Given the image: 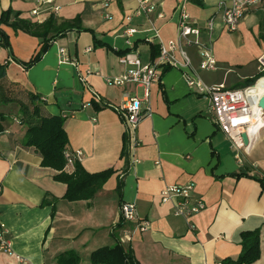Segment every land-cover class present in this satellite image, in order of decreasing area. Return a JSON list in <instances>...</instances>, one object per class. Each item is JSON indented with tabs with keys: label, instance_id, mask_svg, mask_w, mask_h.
Returning a JSON list of instances; mask_svg holds the SVG:
<instances>
[{
	"label": "crops",
	"instance_id": "1",
	"mask_svg": "<svg viewBox=\"0 0 264 264\" xmlns=\"http://www.w3.org/2000/svg\"><path fill=\"white\" fill-rule=\"evenodd\" d=\"M147 1L154 5L151 13H138V0H53L58 12H45L38 22L30 14L38 0H0V17L11 9L12 21L18 14L42 24L54 15L59 25L82 27L57 37L27 67L23 63L39 51L41 39L0 26L11 44L8 49L0 39V64L7 63L0 83V222L10 244L8 251L0 250V264H58L65 252L75 253L78 264H93V252L119 241L133 249L140 264H221L240 255V233L257 228L261 256L252 264H264V188L257 180L264 178V126L249 135L248 145L235 148L215 125L210 97L188 83L194 77L209 87L238 88L260 74L264 2L249 7L230 31L222 12L230 0ZM182 11L211 45L215 70L201 68L198 45L183 44L190 64L174 50L179 64L165 67L148 95L143 86L107 82L128 70L121 56L138 52L149 63L159 57L154 46L179 40ZM128 28L135 32L128 34ZM127 94L142 99L147 113L135 130L121 109ZM37 105L42 115L65 119L67 145L82 153L86 171L114 169L93 199L66 200L67 185L55 178L59 172L43 166L35 148L24 146L27 115ZM244 173L251 176L238 177ZM181 184L193 185V199L206 204L190 218L193 229L175 215L174 201L162 199L166 187ZM123 203L136 205L139 217L149 222L147 231L123 219Z\"/></svg>",
	"mask_w": 264,
	"mask_h": 264
},
{
	"label": "built area",
	"instance_id": "2",
	"mask_svg": "<svg viewBox=\"0 0 264 264\" xmlns=\"http://www.w3.org/2000/svg\"><path fill=\"white\" fill-rule=\"evenodd\" d=\"M140 12L151 13L154 5L147 0H138ZM264 0H230L229 5L224 8L223 22L230 31L237 30L239 23L246 10ZM53 0H38V7L30 11L31 16L36 17L38 22H43L41 17L45 12H58L59 6L52 5ZM132 19V15L127 16V21ZM213 22L208 23L209 30L212 29ZM135 29L128 28L127 33L132 34ZM156 35H158V32ZM201 31L199 28L191 25L189 13L182 11L180 21V38L177 41H171L160 45L159 57L149 63H144L138 52L127 53L120 57L123 64L128 65V70L120 77L109 78L107 82L124 87L128 84L143 86L147 95L151 86L160 81L162 70L167 66H177L178 60L173 55V51L179 49L181 56L185 60V65L190 64L187 52L183 49V44H196L200 47L201 68L215 70L217 61L213 54L210 44L204 43L200 39ZM91 48H88L89 52ZM260 73L264 72V54L259 57ZM264 78L260 77L253 85L226 88L223 86L209 87L201 80L194 77H188V83L191 88H197L200 92L207 94L211 100V110L215 116V125L219 127L232 141L235 148L242 149L246 145L242 137L243 133L248 136L264 126V109L260 106V99L264 94L255 89V86ZM123 104L121 109L124 111L131 130L137 129L139 123L147 115L142 109V99L137 96H130ZM95 100H99L97 94ZM86 106V105H85ZM80 151H67L65 157L69 166H72L75 159L81 158ZM193 185H171L162 191L163 201H174L175 215L183 216L191 229L193 224L190 218L202 211L206 204L202 199H193ZM121 214L125 221L134 222L135 230L147 231L149 222L139 217L136 205L134 203H123L121 205ZM5 229L0 222V250L8 251L10 249L9 241L5 238ZM131 239L128 235L122 238L126 243Z\"/></svg>",
	"mask_w": 264,
	"mask_h": 264
},
{
	"label": "trees",
	"instance_id": "3",
	"mask_svg": "<svg viewBox=\"0 0 264 264\" xmlns=\"http://www.w3.org/2000/svg\"><path fill=\"white\" fill-rule=\"evenodd\" d=\"M1 24L12 26L14 29H22L41 39L39 51L31 58L30 61L23 63L25 66H31L40 60L42 55L49 48L51 42L57 37L73 30L82 28L74 24H57L55 16H50L44 23H34L27 20L19 19L18 14L12 21V10L4 11L0 17ZM0 36L2 44L8 49L11 48L9 37L1 30ZM98 44H105L99 41ZM160 53V47L154 46ZM122 54V53H120ZM157 55V56H158ZM156 57L154 58V60ZM7 63L0 64V83L5 80L7 72ZM166 69V68H165ZM264 72L257 77L247 79L240 87L253 85ZM97 106V104H95ZM28 112L25 111V115ZM27 131L25 133L24 146L35 148L42 156V164L45 167L57 170L59 174L55 176L67 185V191L64 198L68 201L90 200L95 197L97 192L103 188L105 183L114 174V169L110 168L101 172L90 173L85 170L79 159H75L72 166H69L65 153L71 151L68 147V136L64 128L65 119L62 116H45L42 115L37 106L27 115ZM2 127L0 126V129ZM125 159L126 168L129 166L128 153L125 149L122 153ZM240 176H251L247 173ZM254 178H257L253 176ZM264 188V178H257ZM123 183L118 182L117 191L122 193ZM121 227L119 224L116 228ZM242 251L237 258H226L221 264H252L261 256V234L260 229L242 231L240 233ZM93 264H140L134 255L130 246H125L120 241L113 247H104L93 252L91 257ZM79 257L73 252H65L58 256V264H78Z\"/></svg>",
	"mask_w": 264,
	"mask_h": 264
},
{
	"label": "water",
	"instance_id": "4",
	"mask_svg": "<svg viewBox=\"0 0 264 264\" xmlns=\"http://www.w3.org/2000/svg\"><path fill=\"white\" fill-rule=\"evenodd\" d=\"M0 39H1V37H0ZM260 106L264 109V96H262V98L260 99ZM241 138H243L245 145L249 144V138L250 137L248 136L247 133H243Z\"/></svg>",
	"mask_w": 264,
	"mask_h": 264
},
{
	"label": "bare ground",
	"instance_id": "5",
	"mask_svg": "<svg viewBox=\"0 0 264 264\" xmlns=\"http://www.w3.org/2000/svg\"><path fill=\"white\" fill-rule=\"evenodd\" d=\"M255 89L257 91H260L262 94H264V83H262V81H259V83L255 86Z\"/></svg>",
	"mask_w": 264,
	"mask_h": 264
}]
</instances>
